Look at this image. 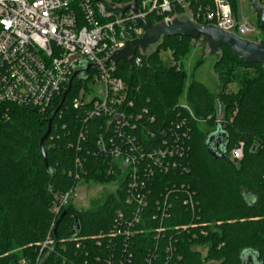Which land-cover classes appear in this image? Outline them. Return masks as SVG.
<instances>
[{
    "label": "trees",
    "instance_id": "obj_1",
    "mask_svg": "<svg viewBox=\"0 0 264 264\" xmlns=\"http://www.w3.org/2000/svg\"><path fill=\"white\" fill-rule=\"evenodd\" d=\"M132 1L140 4L143 0L118 3ZM186 1L196 15L215 9L214 0ZM231 1L236 12L238 0ZM175 8L179 14L186 12L183 6ZM150 21L157 22L154 17ZM198 22L207 25L201 18ZM196 47L192 38H165L150 55L136 53L142 58L140 67L133 59L130 64H117V74L138 108L147 109L157 119L147 123V133L141 136L148 152L163 145L161 129L179 110L186 87L188 76L182 64ZM168 50L180 70L164 65L161 53ZM216 59L219 94L196 81L186 87V94L198 118L211 115L223 123L212 122L214 130L209 132L193 125L181 171L172 177L156 176L153 194L140 207L139 218L126 203L127 180L119 172L105 174L107 162L97 148L99 129L85 120L88 109L72 106L86 82L74 79L65 102L62 104V97L69 85L45 114L12 107L5 119L0 110V264H120L125 260L126 264H264V66L246 63L228 47H221ZM250 67L256 69L247 74L245 69ZM232 82L239 90L226 94L225 88ZM234 109L237 115L232 118ZM52 118L45 142L47 168L40 141ZM211 133L218 142L209 146ZM240 143L244 144V158L236 163L230 154ZM186 169L188 173H184ZM77 173L88 185L120 181V186L97 209L78 210L70 201L56 218L51 211L55 196L77 185ZM173 179L177 191L169 187ZM181 185L195 193L194 208L186 202L189 193ZM170 192L165 206L162 195ZM64 212L67 214L55 233L52 226ZM118 224L132 237H107ZM48 237L52 249L39 257ZM206 247L208 252L203 255L200 249Z\"/></svg>",
    "mask_w": 264,
    "mask_h": 264
},
{
    "label": "built area",
    "instance_id": "obj_2",
    "mask_svg": "<svg viewBox=\"0 0 264 264\" xmlns=\"http://www.w3.org/2000/svg\"><path fill=\"white\" fill-rule=\"evenodd\" d=\"M119 1L0 0V110L5 119H9L12 107L45 114L74 79L102 85V91L92 99L87 98L89 92L84 88L72 106L77 110L88 109L85 120L99 129L97 148L107 162L105 174L112 176L119 172L121 179L127 180L126 203L139 218L140 207H145L153 194L156 176L172 177L175 171H181V162L187 159L193 125L222 124L223 120L211 115L198 118L187 101L181 103L176 114L161 129L163 145L154 148L152 153L146 151L141 136L147 133V123L154 124L157 119L147 109L138 108L128 86L117 74L118 63L108 61L127 42L144 36L145 27L139 21H150L151 17L157 20L153 25H170L180 20V15L198 24L201 18L207 25H200H212L248 41L257 29L244 14L243 0H238L236 12L231 0H214L213 11L197 15L186 0H143L140 4ZM251 2L253 6V0ZM109 4L120 10L137 5L138 13L128 10L121 14ZM256 4L264 9V0H256ZM176 6H183L186 12L177 13ZM196 42L199 46L205 39L199 38ZM132 59L137 67L142 65L140 56L130 58V63ZM88 66L93 68L84 75ZM171 67L180 70L181 65L172 59ZM150 134L156 136L154 132ZM81 150L78 148L79 152ZM243 158L244 144L240 143L231 151L230 159L238 163ZM76 164L81 166V160L77 159ZM74 176L77 185L55 196L51 211L56 218L82 183L80 173ZM176 181L169 182L173 191H177ZM181 190L188 191L186 202L194 208L195 193L186 185H181ZM171 194L162 195L166 198L165 206ZM119 217L123 220L122 215ZM122 226L115 225L107 237H132L133 234L123 231ZM52 244L48 237L46 246ZM125 261L120 264H126Z\"/></svg>",
    "mask_w": 264,
    "mask_h": 264
},
{
    "label": "water",
    "instance_id": "obj_3",
    "mask_svg": "<svg viewBox=\"0 0 264 264\" xmlns=\"http://www.w3.org/2000/svg\"><path fill=\"white\" fill-rule=\"evenodd\" d=\"M109 6L112 10L120 12L121 14H124L128 10H132L136 14L138 13L137 5H131L121 10L116 8L113 4H109ZM253 8L259 13L261 19V28L264 30V9L257 6L256 0H253ZM139 23L145 27L144 36L141 39L127 42L124 48L116 51L113 54L108 63L117 64L119 62H125L126 64H130V58L135 56L139 50L143 52V55H146L147 50L151 46L157 45L165 38L186 37L192 38L194 40L204 38L210 49V55L212 56L217 55L221 47H228L232 50L236 57L243 58L246 63L260 64L264 66V43H255L240 39L235 34L225 33L212 25L203 26L191 20L181 21L179 19L175 20L170 25H153L149 20L139 21ZM90 68H93V66H88L84 71V75L88 73ZM77 75L78 73L75 74V77H77ZM70 89L71 84L69 85L68 90L63 94L62 104L65 102L66 96ZM61 106L54 113V117L60 110ZM52 121L53 118L49 121L48 130L40 141V149L47 168H49V165L47 161L45 142L50 136L52 130ZM217 142V136L214 133L209 134L208 145L211 146L213 143ZM223 143L224 142L222 141L221 144L223 145ZM217 151L220 152V154L223 153L219 148H217ZM224 156L222 155V157ZM66 214L67 213L64 212L55 224V233ZM76 221L78 222V220Z\"/></svg>",
    "mask_w": 264,
    "mask_h": 264
},
{
    "label": "rangeland",
    "instance_id": "obj_4",
    "mask_svg": "<svg viewBox=\"0 0 264 264\" xmlns=\"http://www.w3.org/2000/svg\"><path fill=\"white\" fill-rule=\"evenodd\" d=\"M243 11L246 16V18L256 27L257 32L253 36H249L247 39L256 42L259 40L264 41V33L263 29L261 28V19L259 16V13L255 11V9L252 6L251 0H243ZM181 21H187L188 18H181ZM162 43V40L155 46H151L147 50V55H150L152 52H154L157 47ZM139 54H143L141 50L138 51ZM172 51L168 50L166 52L161 53V60L163 61L164 65L168 68L171 67L172 63ZM200 61H203L202 64H199ZM218 60L216 59V55L212 56L210 55V49L208 47L207 42L201 43L199 46L191 50L190 55L188 58L185 59V62L182 64V68L187 73V81H186V87L189 86V84L193 81L199 82L203 85H205L208 90L211 93H215V95H218L220 90V83L218 80L217 75L214 71V65L216 64ZM255 67L246 68V73H253ZM186 87L184 88L183 92L181 93V103H184L187 101V92ZM84 89V88H83ZM85 89L89 92L87 95L88 99H92L97 96V92L102 91L103 86L102 85H92V83H87ZM239 90V85L237 83H230L225 88L226 94H232L237 93ZM232 112V118L237 115V110L234 109ZM200 128L204 132L213 131L214 128L211 124L201 125ZM120 186V181H116L109 185H102V184H85V183H79L74 195L72 196V203L78 210H95L97 209L104 200L109 195L116 194L117 189ZM46 242L41 244V250H40V256L47 252L50 246H46ZM40 245V244H39ZM203 253V255H206L208 252V248H201L200 249ZM40 259V258H39ZM37 260V262L39 261ZM20 264H26L25 261H22ZM213 264V263H209Z\"/></svg>",
    "mask_w": 264,
    "mask_h": 264
}]
</instances>
